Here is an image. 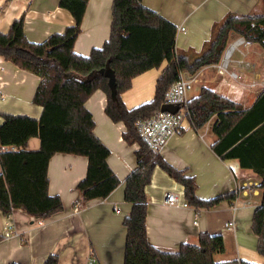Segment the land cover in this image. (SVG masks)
I'll return each mask as SVG.
<instances>
[{
    "label": "trees",
    "instance_id": "16d2710c",
    "mask_svg": "<svg viewBox=\"0 0 264 264\" xmlns=\"http://www.w3.org/2000/svg\"><path fill=\"white\" fill-rule=\"evenodd\" d=\"M88 0H59L58 5L73 16V24L41 41L29 40L24 33L23 15L14 18L6 31L0 30V57L38 77L31 101L41 107L39 117L0 111V211L9 215L20 209L32 218L44 219L63 209L58 194L48 191V163L57 152L87 158L84 177L75 187L82 201L105 198L120 179L108 164L110 149L95 134V122L86 100L100 89L106 96L105 114L124 124L122 138L136 143L135 167L125 177L124 200L131 205L123 219L126 228L123 264H257L248 260H214L224 251L219 233L201 232L196 243L182 242L174 251L162 250L148 240L146 232L147 193L155 167H160L181 186L186 201L196 208H211L223 199L232 201L238 190L203 199L196 194L197 183L184 169L155 154L141 139L137 122L151 116L164 102L167 88L183 73L194 74L216 63L232 34L264 46V13H227L213 24L211 37L201 51L176 50V25L142 0H112L109 36L89 54L74 51V42ZM151 100L127 108L121 94L134 76L163 62ZM114 75L112 96L109 78ZM264 90L253 105L243 109L214 89L202 86L187 101L186 119L194 129L211 121L216 139L212 150L221 158L237 157L240 165L256 172L257 187L264 197ZM38 137L36 149L27 148ZM252 231L258 237L256 250L264 256V198L252 215ZM50 254L42 264H55ZM8 264H22L11 261Z\"/></svg>",
    "mask_w": 264,
    "mask_h": 264
},
{
    "label": "crops",
    "instance_id": "0c3cea01",
    "mask_svg": "<svg viewBox=\"0 0 264 264\" xmlns=\"http://www.w3.org/2000/svg\"><path fill=\"white\" fill-rule=\"evenodd\" d=\"M58 2L0 0V30L6 31L14 18L23 15V29L29 40L38 42L52 33L62 32L66 26L73 24L74 19ZM142 2L169 19L176 28H184L176 32L177 51H201L210 40L213 24L229 12L264 13V0ZM111 3L112 0H88L81 30L74 42L75 52L87 55L92 48L102 46L108 38ZM234 35L237 34H232L230 38ZM246 60L250 67L242 72L241 80L217 74L214 65L210 64L198 69L194 73L196 80L191 81L199 82L201 87H210L231 100L237 96L234 101L239 102L243 109H248L264 90L259 85L252 89L248 86V81L252 79H256L257 83L264 80V46L253 42ZM165 65L164 61L159 67L150 68L132 78L131 86L121 94L127 108L153 98L156 78ZM235 66L232 62V69ZM37 84L36 75L0 57V91L3 95L0 111L39 117L41 107L31 101ZM231 86L234 89L229 91ZM191 97L187 96L188 99ZM105 104L106 96L100 89L94 91L85 103L95 122V134L110 149L107 161L120 183L105 198L84 202L75 185L86 173L87 158L60 152L52 155L47 170L48 191L61 197L63 209L44 219L32 218L20 209H14L9 215L0 211V264L11 261L42 264L50 254L57 255L55 264H84L90 251L100 264H123L126 237L123 219L131 209L130 203L124 200V180L135 167L134 151L138 145L127 144L123 140L124 124L112 121L105 114ZM215 139L211 121L202 128L194 129L185 119L160 155L194 177L196 194L200 198L208 199L239 188L235 201L223 199L211 208H196L191 204L166 205L163 203L166 191L179 192L184 200L182 186L157 166L146 186L148 240L162 250L174 251L182 242L196 243L201 232L219 233L224 242L223 253L231 254V259L264 264V256L256 250L258 237L252 231L253 210L264 198L257 187L260 177L251 168L241 166L237 157L224 159L217 155L211 148ZM39 145L38 137H31L27 142L29 149H36ZM233 204H236L235 209L232 208ZM8 221L12 222L14 228L8 237H3ZM230 221L234 222V226L225 225Z\"/></svg>",
    "mask_w": 264,
    "mask_h": 264
},
{
    "label": "built area",
    "instance_id": "2783aa9c",
    "mask_svg": "<svg viewBox=\"0 0 264 264\" xmlns=\"http://www.w3.org/2000/svg\"><path fill=\"white\" fill-rule=\"evenodd\" d=\"M178 31H183L184 28L179 26L176 28ZM253 41L244 38L241 35H234L227 42L220 59L214 63L216 73L219 75H228L232 79L241 80L242 72L247 70L250 66L246 60L249 49ZM234 53H238V57H233ZM236 64V69H231V63ZM190 80H196V75L192 74L186 76L182 74L177 80L169 85L165 92L164 102L177 104L178 110L175 112L163 111L160 108L157 109L151 116L140 119L137 122V131L141 139L155 154H160L167 144L169 138L176 133L186 119L188 112L187 108V89ZM264 87V80L257 83L256 79L248 81V86L256 88L257 86ZM0 99H3V95L0 91ZM238 190V189H234ZM235 201V200H234ZM163 203L172 206H188L189 203L182 199L181 194L176 191H166L163 197ZM232 208H236V204L232 205ZM226 226H234V222L230 221L225 223ZM14 228L12 222H6L5 230L2 234L3 237H8ZM84 264H100L93 252H89L86 256Z\"/></svg>",
    "mask_w": 264,
    "mask_h": 264
},
{
    "label": "rangeland",
    "instance_id": "374dc122",
    "mask_svg": "<svg viewBox=\"0 0 264 264\" xmlns=\"http://www.w3.org/2000/svg\"><path fill=\"white\" fill-rule=\"evenodd\" d=\"M233 57L234 58L236 57V53L233 54ZM230 68L232 69V63H231ZM234 68H236V66ZM200 88H201V84L199 82H192L190 80L189 81V84H188L187 96L188 97H191V96H194V95L198 94V92L200 91ZM233 89H234V87L231 86L230 89H229V91L230 90H233ZM238 90H240V89H238ZM226 92H227V90H226ZM227 93H229V92H227ZM236 97L237 96H235V98L232 99V100H236L237 99ZM187 101H188V99H187ZM223 252L215 253L214 256H213L214 257V260H218L219 261V260H226V259H231L232 258L231 254L223 253Z\"/></svg>",
    "mask_w": 264,
    "mask_h": 264
},
{
    "label": "water",
    "instance_id": "95a60500",
    "mask_svg": "<svg viewBox=\"0 0 264 264\" xmlns=\"http://www.w3.org/2000/svg\"><path fill=\"white\" fill-rule=\"evenodd\" d=\"M102 73L106 74L109 78V85L111 88V94L112 96H114L116 90H115V82H114V75L113 73L109 70V69H104L101 71ZM179 108V106L177 104H171V103H163L160 106V109L163 111H171V112H175L177 111Z\"/></svg>",
    "mask_w": 264,
    "mask_h": 264
}]
</instances>
